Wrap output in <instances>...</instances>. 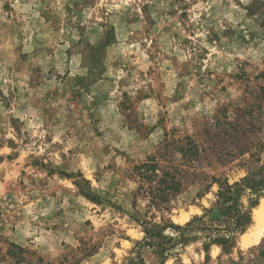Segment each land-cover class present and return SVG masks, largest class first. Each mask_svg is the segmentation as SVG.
<instances>
[{
	"label": "clouds",
	"instance_id": "obj_1",
	"mask_svg": "<svg viewBox=\"0 0 264 264\" xmlns=\"http://www.w3.org/2000/svg\"><path fill=\"white\" fill-rule=\"evenodd\" d=\"M0 264H264V0H0Z\"/></svg>",
	"mask_w": 264,
	"mask_h": 264
}]
</instances>
